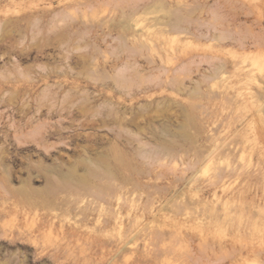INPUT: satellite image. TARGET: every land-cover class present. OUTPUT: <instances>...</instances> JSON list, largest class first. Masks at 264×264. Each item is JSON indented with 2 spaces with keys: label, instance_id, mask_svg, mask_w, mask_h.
Here are the masks:
<instances>
[{
  "label": "rangeland",
  "instance_id": "1",
  "mask_svg": "<svg viewBox=\"0 0 264 264\" xmlns=\"http://www.w3.org/2000/svg\"><path fill=\"white\" fill-rule=\"evenodd\" d=\"M0 264H264V0H0Z\"/></svg>",
  "mask_w": 264,
  "mask_h": 264
}]
</instances>
